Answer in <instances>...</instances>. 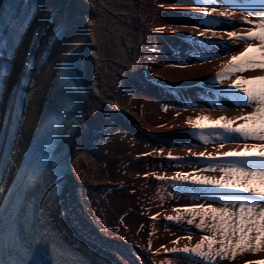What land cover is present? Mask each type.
I'll use <instances>...</instances> for the list:
<instances>
[{"label": "bare ground", "instance_id": "6f19581e", "mask_svg": "<svg viewBox=\"0 0 264 264\" xmlns=\"http://www.w3.org/2000/svg\"><path fill=\"white\" fill-rule=\"evenodd\" d=\"M162 4L164 7H160ZM191 4L192 0H40V9L33 21L34 27L52 13L51 33L60 30L46 62L38 65L33 86L29 89L23 128L14 148L16 157L21 155L28 141L58 69L76 58L78 64L86 68L85 87L89 101L87 111L80 117V127L71 140L70 163L65 166L62 177L61 208L70 231H76L92 245L106 250L121 264H161L163 260L169 264H189L180 254L163 251L156 254V249L162 245L171 248L170 241L188 231L193 233L191 244L198 242L203 233L194 226L164 219L176 215L174 208L190 207L194 201L183 194L172 196L171 183L164 184L146 174L193 170L174 167V162L164 158L168 151L189 160L193 159L187 156L189 147L194 152L215 151L213 144L204 145L198 141L185 125V120L194 118L201 109H208L207 114L213 117L241 114L228 99L209 92L224 88L228 82L220 86L209 83V78L232 54L241 51L244 44L228 48H204L203 42L194 44L195 28L175 27L196 23V15L185 17V13L191 12ZM236 20L239 21V16ZM244 27L249 25L236 24V28ZM158 28L163 30L156 31ZM216 30L222 32L233 28L221 24ZM31 31L20 46L11 79L7 82L8 90L21 70V58ZM61 35L63 39H60ZM217 53L219 59L202 62L201 57H212ZM180 64L192 66H173ZM261 74L264 73L257 70L243 75ZM180 84L184 87L168 89L170 85ZM199 84H204L205 88H199ZM194 94L202 96L193 98ZM213 99L226 105L228 110H212L210 102ZM166 105L169 106L167 111L164 110ZM181 107L189 110L177 115ZM118 119L121 124H115ZM122 124L135 134L137 141L131 142L126 150L111 151L106 148L108 143L105 144L110 134L119 144L126 141L119 126ZM107 125H110L108 130L105 129ZM105 133L107 136L103 137ZM234 147V144H226L222 151ZM154 149H163L164 154L153 158ZM107 161L123 164L125 170L114 175V179L106 175L101 179L92 178L91 166L98 169L106 166ZM101 184H119V187L104 190ZM115 192L122 197L109 200ZM133 198L135 203L130 202ZM152 216H156L155 221ZM149 241L151 250L148 249ZM185 243L187 241L181 240L179 246ZM257 259H264V253H238L230 264H246V261Z\"/></svg>", "mask_w": 264, "mask_h": 264}, {"label": "snow or ice", "instance_id": "6c2138e0", "mask_svg": "<svg viewBox=\"0 0 264 264\" xmlns=\"http://www.w3.org/2000/svg\"><path fill=\"white\" fill-rule=\"evenodd\" d=\"M38 10V0H0V101L3 92L8 90L7 82L23 37ZM193 15L197 16L196 23L175 27L195 28L194 44L203 42L207 48L244 44L241 51L232 54L209 78V83L220 86L228 82L226 88L215 95L228 99L241 114L213 117L207 114L208 109H201L194 118H187L185 125L198 141L213 144L215 151L194 152L189 147L187 156L192 157L191 160L168 151L167 159L174 162V167L193 170L176 171L171 176L156 172L146 174L164 184L171 183L176 190L172 196L187 194L194 201L190 207L174 208L176 215L164 219L186 222L203 233L193 245V233L188 231L170 241L171 248L162 245L156 249V254L161 251L180 254L189 264H230L238 253H264V74L243 75L257 70L264 73V0H192L191 12L185 13V17ZM237 23L249 27L236 28ZM221 24L233 30L218 32L216 29ZM50 43V40L45 43L40 33L30 38L29 48L21 58V72L13 82L8 104L0 116V264H101L99 258L85 251L56 223L57 217L62 215L55 199L59 186H51L58 177L45 169L52 144L63 131V113L70 105L62 103V110L55 117H42L21 165L16 168L11 182L8 181L14 166L15 144L23 128V110L28 99L26 86L32 83L38 64L42 66L46 62L43 53L37 61L36 53L41 44L47 49ZM213 58L220 56L217 53L201 60L210 63ZM74 79L71 62H66L57 78V94H50V105L63 102L64 93L75 90ZM210 104L212 110H228L219 100L213 99ZM168 107L166 105L164 110ZM187 110L181 107L176 114ZM226 144L235 147L222 151ZM153 151L156 155L164 154L163 149ZM151 219L155 221L156 216ZM181 240L187 243L179 246ZM151 248L149 241L148 249ZM161 264H169V261L163 260ZM246 264H264V259L246 261Z\"/></svg>", "mask_w": 264, "mask_h": 264}, {"label": "rangeland", "instance_id": "374dc122", "mask_svg": "<svg viewBox=\"0 0 264 264\" xmlns=\"http://www.w3.org/2000/svg\"><path fill=\"white\" fill-rule=\"evenodd\" d=\"M116 124H120V123L118 122ZM119 126L121 127L120 129L122 130L124 136L126 137V141L123 144H119V143H117V141L114 140V138H112L113 137L112 134H110L109 137L107 138L108 141L105 140L106 141L105 144L107 145V143H108L109 146L106 148H110L111 151H119L121 149L126 150L127 146L131 142L134 141L136 143V141H137V138H136L134 133L127 131V129L121 125H119ZM91 170H92L91 174L94 176L92 178H94V179H96V178L101 179L102 175L103 176L106 175V177H110L111 179H114L115 178L114 175H117L120 172H123L125 170V166L123 164H117L116 161H107L106 166L102 165L98 169L91 166ZM114 191H116V190H114ZM117 196H120V198L122 197L120 194H117V192H115L114 196L113 195L109 196L108 199L111 200L113 197H117ZM127 199H129V198H127ZM132 201L135 203L134 198L130 200L131 203H133Z\"/></svg>", "mask_w": 264, "mask_h": 264}]
</instances>
